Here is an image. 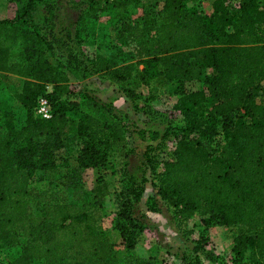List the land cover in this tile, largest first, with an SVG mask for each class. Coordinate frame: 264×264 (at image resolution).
<instances>
[{
	"label": "trees",
	"instance_id": "1",
	"mask_svg": "<svg viewBox=\"0 0 264 264\" xmlns=\"http://www.w3.org/2000/svg\"><path fill=\"white\" fill-rule=\"evenodd\" d=\"M0 1L17 5L14 18L0 19V87L10 75L23 78L18 107L0 114V249L12 256L5 264H116V244L100 225L110 183L88 176L109 163L110 144L126 159L114 218L125 264H160L133 252L147 226L138 205L149 182L150 200L181 220L200 214L206 227L234 228L232 264H264V0H214L212 13L203 0H165L156 14L122 20L117 39L144 61L142 74L133 62L86 54L88 24L136 0ZM73 6L77 17L61 15ZM79 72L104 74L131 97L150 78L176 85L168 128L151 136L158 143H148L138 164L130 166L129 128L114 105L71 88ZM194 81L201 88L189 90ZM41 96L52 103L49 119L37 113ZM167 145L168 158L159 157ZM62 149L77 152L76 165L60 168ZM204 239L185 264L216 263Z\"/></svg>",
	"mask_w": 264,
	"mask_h": 264
},
{
	"label": "rangeland",
	"instance_id": "2",
	"mask_svg": "<svg viewBox=\"0 0 264 264\" xmlns=\"http://www.w3.org/2000/svg\"><path fill=\"white\" fill-rule=\"evenodd\" d=\"M60 1L64 5L72 3V0ZM213 1L203 0V7L207 13L213 12ZM164 2L165 0H136L125 8H113L109 11V15H102L94 19L88 24L89 42L86 45V54L107 56L118 61L121 65L133 62L136 66V73L142 74L145 67L144 61L134 59L131 48L121 44L117 39L116 27L122 20L133 21L146 13L156 14L160 12ZM47 8L50 13V7ZM16 12L17 5L15 3L0 5V19H12L16 16ZM43 15L38 13L35 17V22L40 26L45 23ZM61 15L77 17L78 14L73 6ZM22 83V77L10 75L9 83L0 87V114L8 108L15 109L18 107L15 93L19 91ZM69 84L72 89L82 90L97 101L114 105L115 111L124 119L129 128V149L131 152L128 161L131 167L138 164L141 158L143 160L142 154L148 143H158V140H153L151 136L155 138L162 136L168 128V114L174 112V106L180 97L176 85L162 77L148 79L136 89L132 97L120 90L104 74L87 72L70 74ZM187 88L189 90L200 89L201 83L198 81L190 82ZM150 109H154L158 113L153 115L149 112ZM91 116H88L89 123L98 132H101L102 128L96 127V122H93ZM107 133L106 131L105 134ZM159 149L157 150V153H160L159 157L168 158V145L164 152L161 150L158 152ZM109 150L110 160L106 167L90 169V175L88 174V176L91 183H96L100 175L110 183L112 193L102 209L100 225L103 230L110 234L116 244V264H125L128 249L123 243L120 233L114 228V218L118 210L115 191L120 189L121 183L119 180L122 172V162L126 159L121 155L116 145L110 144ZM77 156L78 154L74 149H62L58 152V165L61 169H66L65 166L67 165L74 166L77 164ZM65 171L62 170L61 172ZM34 185L42 187L41 183L35 182ZM153 195H155V189L152 183L149 182L146 184V191L138 205L140 214L142 211L147 212L148 216L143 218L147 226L139 233L136 247L133 250L135 254L145 258H153L160 264H185L182 257H193L195 255L194 251L198 247V241L206 238L204 240L209 241L208 249L213 250L217 259L215 264H232L233 237L236 232L234 228L214 224L206 227L200 214L183 221L177 211L167 203L160 200L158 204H155L150 200ZM150 207L158 208L159 211H152ZM11 258V251L2 246L0 249V264L8 263Z\"/></svg>",
	"mask_w": 264,
	"mask_h": 264
},
{
	"label": "built area",
	"instance_id": "3",
	"mask_svg": "<svg viewBox=\"0 0 264 264\" xmlns=\"http://www.w3.org/2000/svg\"><path fill=\"white\" fill-rule=\"evenodd\" d=\"M36 110L43 118L49 119L52 117V103L47 96L39 98Z\"/></svg>",
	"mask_w": 264,
	"mask_h": 264
}]
</instances>
